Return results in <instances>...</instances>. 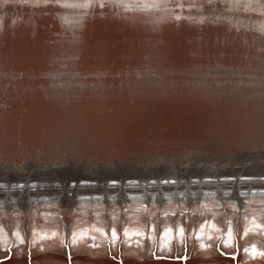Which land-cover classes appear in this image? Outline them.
<instances>
[{
	"label": "bare ground",
	"instance_id": "6f19581e",
	"mask_svg": "<svg viewBox=\"0 0 264 264\" xmlns=\"http://www.w3.org/2000/svg\"><path fill=\"white\" fill-rule=\"evenodd\" d=\"M133 1L0 0V264H264V0Z\"/></svg>",
	"mask_w": 264,
	"mask_h": 264
},
{
	"label": "rangeland",
	"instance_id": "374dc122",
	"mask_svg": "<svg viewBox=\"0 0 264 264\" xmlns=\"http://www.w3.org/2000/svg\"><path fill=\"white\" fill-rule=\"evenodd\" d=\"M140 1H141V3L142 2H144V3L152 2L153 3L155 1H160V0H140ZM132 2L133 3H137V2H135L133 0H132ZM155 4H156V2H155ZM141 6L145 7V4L142 3ZM2 78L5 79L6 85H9L10 87H14L15 84H13V83L11 84L10 83V82H12V79H8L6 76H2ZM234 85L236 86V84H233L232 86H234ZM254 87H256L257 92L256 93L250 92V96L254 97L253 100L255 101L256 105H257V102H259V106L260 107H258L256 109L255 115H256V118L258 120L259 125H261L262 122H260V119L264 118V84H259L258 86H254ZM234 90H236V89H234ZM256 99H258L259 101H256ZM260 136L262 138L261 137H259V138L256 137L254 139H251V141H249V142H243V143H240V144H239V142H241L242 140H238L237 141L238 143H236V145H235L236 151L238 152L237 156L235 155L236 158L234 156L233 158L230 157L229 159H260V160H264V134H262ZM259 140H260V142L258 143L257 141H259ZM150 159H226V158H220L219 155L207 154V153L202 152L201 150H199L197 153H195V154L191 153V154H189V155H187L185 157H180L179 155L178 156L173 155V156H171L169 158L153 156V157H150ZM104 214H103V216H104ZM59 218H60V221H61L62 218L61 217H59ZM64 226H65L64 223L62 225H60V227H64ZM225 237H226V235H225ZM219 238L220 237L217 236L216 238L213 237V238L209 239L210 241L214 240V242H212V246H210V248H209L210 250L212 248L214 249V247L218 246L219 244H220L219 246H221L223 244L221 241H218ZM175 240H178V234H176ZM187 240L189 242L190 241L192 242V240L196 242L195 244H192L191 242L189 244L193 245V249H194L193 253L195 254V257H197L198 256L197 252L201 253L200 250H202L201 248H197V246H198V243H197L198 238L196 236H194L193 238L188 236ZM122 242L124 243L125 240L123 239ZM177 243L181 244V242H177ZM21 245H25V240L21 243ZM126 246L130 247L131 244H127ZM25 247L26 246H24V248ZM60 247L57 248V249H60ZM64 247H67L69 249V245L68 244L62 245V248H64ZM71 248H72V246H71ZM2 251H5V249L3 248ZM70 251H73V250H70ZM244 251H245V249H243V252ZM141 252H143V250ZM44 253H48V254L50 253V254H55V255H60L61 254L59 251L56 250V248L52 249V250L49 249L47 251H44L43 248H40V249L37 250V254L36 255H42ZM81 255H84V254H81L80 251H79L78 253L75 254V257L81 256ZM125 258L133 260V259H136L137 256L135 255V253L129 252L128 255ZM243 264H247V263L244 261Z\"/></svg>",
	"mask_w": 264,
	"mask_h": 264
}]
</instances>
